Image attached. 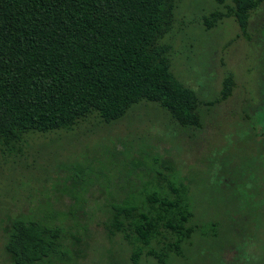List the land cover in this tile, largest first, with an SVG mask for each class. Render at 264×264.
<instances>
[{
    "label": "rangeland",
    "instance_id": "obj_1",
    "mask_svg": "<svg viewBox=\"0 0 264 264\" xmlns=\"http://www.w3.org/2000/svg\"><path fill=\"white\" fill-rule=\"evenodd\" d=\"M228 5L231 0H179L165 38L171 72L200 98L202 128L184 129L144 102L119 121L91 117L72 130L32 133L0 150V264H13L6 244L17 219L63 229L67 260L59 264H132L126 244L105 230L109 208L150 192L164 161L191 184L201 229L212 226L208 236H194L184 258L168 264H264V113L252 112L262 99L264 4L251 17L248 38L232 17L213 29L204 25ZM229 75L235 86L224 100ZM225 204L254 210L249 231L224 232Z\"/></svg>",
    "mask_w": 264,
    "mask_h": 264
},
{
    "label": "trees",
    "instance_id": "obj_2",
    "mask_svg": "<svg viewBox=\"0 0 264 264\" xmlns=\"http://www.w3.org/2000/svg\"><path fill=\"white\" fill-rule=\"evenodd\" d=\"M231 1L226 13L216 10L203 23L213 29L232 17L248 38L251 17L264 0ZM178 2L0 0V150L32 133L72 130L91 117L119 121L144 102L159 106L184 129L202 128L200 98L171 72V45L165 42ZM234 86L229 75L224 100ZM259 91L254 116L264 113V74ZM162 165L168 174L158 170L157 181L147 185L150 192L109 208L105 230L126 244L132 264L184 258L194 236L212 232V226L201 229L196 222L191 184L176 176L172 163ZM252 211L225 204L224 232L249 231V219L257 216ZM63 238L60 226L17 219L8 230L6 253L13 264L65 263Z\"/></svg>",
    "mask_w": 264,
    "mask_h": 264
}]
</instances>
